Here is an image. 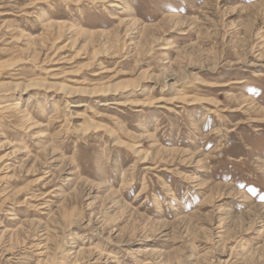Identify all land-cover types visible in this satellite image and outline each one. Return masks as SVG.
<instances>
[{
  "label": "rangeland",
  "instance_id": "1",
  "mask_svg": "<svg viewBox=\"0 0 264 264\" xmlns=\"http://www.w3.org/2000/svg\"><path fill=\"white\" fill-rule=\"evenodd\" d=\"M0 264H264V0H0Z\"/></svg>",
  "mask_w": 264,
  "mask_h": 264
},
{
  "label": "bare ground",
  "instance_id": "2",
  "mask_svg": "<svg viewBox=\"0 0 264 264\" xmlns=\"http://www.w3.org/2000/svg\"><path fill=\"white\" fill-rule=\"evenodd\" d=\"M111 6H113V4H112ZM112 8H113V7H112Z\"/></svg>",
  "mask_w": 264,
  "mask_h": 264
}]
</instances>
